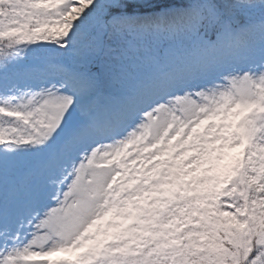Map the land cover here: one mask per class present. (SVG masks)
Here are the masks:
<instances>
[{"label":"snow or ice","instance_id":"1","mask_svg":"<svg viewBox=\"0 0 264 264\" xmlns=\"http://www.w3.org/2000/svg\"><path fill=\"white\" fill-rule=\"evenodd\" d=\"M0 264H264V0H0Z\"/></svg>","mask_w":264,"mask_h":264},{"label":"rangeland","instance_id":"2","mask_svg":"<svg viewBox=\"0 0 264 264\" xmlns=\"http://www.w3.org/2000/svg\"><path fill=\"white\" fill-rule=\"evenodd\" d=\"M53 259H57V257H53Z\"/></svg>","mask_w":264,"mask_h":264}]
</instances>
